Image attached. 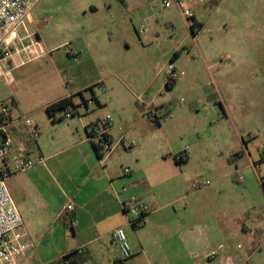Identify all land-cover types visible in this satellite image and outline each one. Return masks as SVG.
Masks as SVG:
<instances>
[{"label": "crops", "instance_id": "obj_1", "mask_svg": "<svg viewBox=\"0 0 264 264\" xmlns=\"http://www.w3.org/2000/svg\"><path fill=\"white\" fill-rule=\"evenodd\" d=\"M69 1L71 15L78 21L94 19L101 7L107 5L106 0ZM121 1L123 7L130 9L127 0ZM182 1L194 13V22L201 25L200 30L195 29V35L191 23L185 20L189 34L195 40L205 22L212 18L210 9L218 5L217 0ZM111 7L109 4V9ZM132 18L133 15L129 19L132 21ZM30 21L36 25L33 12ZM19 30L20 39L30 37L15 41L12 70L30 63L33 52L24 49L32 41L39 42L44 51L32 62L46 58L53 62L54 52L67 46V55L74 62L89 57L91 65L100 72L91 84L81 83L76 78L67 85L60 79L61 87L49 96L43 107L45 111L49 105L64 98H71L75 104L87 100V90L94 84L103 82L107 87L108 81L110 88L114 86L111 80L116 75L102 76L101 71L108 61L118 60L121 53L104 46V43L100 47L95 40H87L91 35H86L87 38L81 36L77 25L73 30L74 34H80L79 38H69L54 46H43L41 38L36 35L35 39L32 33L21 36ZM77 40L82 43L78 44ZM178 55L177 48L169 59H176ZM166 65L158 63L155 68L148 62V67L155 73L144 89L149 101L141 113H148L158 125L161 118L166 122L173 120L176 112L169 111L166 117L165 102L155 106L160 100L159 95L166 96L163 86L173 97L179 88L188 84L189 88L192 87L191 82L181 80L168 88ZM211 67L218 68L216 64ZM55 70L58 71L56 66ZM71 71L77 73V70ZM158 80L161 86L155 91ZM228 86L229 81L215 79L213 87L208 89L209 101L204 104L207 111L214 113L220 106L225 115L223 119H230L233 124L226 102ZM91 94L97 112L102 113V106L105 111L111 109L108 95L98 98L94 92ZM94 110L95 107H91L83 115L84 119L66 124L65 131H38L39 137L35 140L16 124L8 127L7 135L13 141L8 161L19 153L21 145L30 157L45 159L44 163L7 180L26 231L50 229L53 239L56 234L61 235L60 241H55L58 250H50L48 246L41 248L45 264L74 251L89 254L86 264H264V148L250 144L255 136H250L246 142L235 128L233 144L210 145L202 139L203 131H184L188 133L189 144L178 146L174 139L176 133L172 131H136L137 128L132 127L127 131H116L124 121L116 116L118 110H111L115 116H111L109 133L116 147L109 156L101 159L96 146L87 138L88 126L101 117H97ZM63 121L52 124H62ZM177 155L183 156L182 164L174 160ZM125 168L131 170L130 174L124 172ZM195 179H209L211 185L194 190L191 184ZM133 196L148 206L144 224L138 229L128 224L123 210V204ZM69 198H73L76 206L73 226L56 221ZM119 227L124 228L133 253L127 260L123 259L112 236ZM213 251H217L215 256H211ZM32 255L34 252L30 251L20 264L32 259Z\"/></svg>", "mask_w": 264, "mask_h": 264}, {"label": "rangeland", "instance_id": "obj_2", "mask_svg": "<svg viewBox=\"0 0 264 264\" xmlns=\"http://www.w3.org/2000/svg\"><path fill=\"white\" fill-rule=\"evenodd\" d=\"M127 1L130 9L123 7L121 0H106L107 5L101 7L94 19L78 21L71 15L69 0H38L33 11L36 25L28 21L26 29L21 28L19 32L21 36L32 33L35 39L38 35L43 46H54L69 38H79L80 34H74L73 30L77 25L81 36L91 35L87 40H95L100 47L104 43L121 53L118 60L108 61L101 71L102 76L116 75L111 80L114 86L110 88L107 81L108 89L101 92L94 84L86 93L88 101L93 100L92 92L98 98L110 97L109 111L102 106V113L97 112L95 102L91 107H95L93 113L97 112V117L101 116L97 121L104 120L109 113L115 116L111 110H118L116 116L124 122L116 131H127L131 127L137 128L136 131H172L176 133L175 143L185 146L189 143L188 133L184 131H203L205 143L225 145L236 140L233 132L236 128L246 142L250 136H255L250 144L264 148V0H231L230 3L217 0L218 5L210 9L212 18L205 22L195 40L176 6L165 8L162 0ZM44 19L47 22H43ZM77 43L81 44L82 40ZM177 48L179 55L170 60L169 55ZM58 49L53 62L49 58L30 61L0 76V125L11 119L17 121L16 127L27 131L23 119L27 117L39 131H65L66 124L79 121L75 117L53 125L43 107L49 96L59 91L60 79L67 85L76 78L81 83L91 84L100 72L91 65L89 57L74 62L67 55V46ZM58 55L60 60L57 61ZM148 62L155 68L158 63L163 66L173 62L185 73L182 80L191 82L192 86L179 88L174 97L163 86L166 96L159 95L155 106L162 102L166 110L178 103L180 106L172 109L176 111L173 120L166 122L161 118L160 125L148 113H141L149 101L144 89L155 73ZM215 64L218 70L211 67ZM210 73L214 80L229 81L226 102L233 124L230 119H223L225 115L220 106L217 113L205 109L208 89L214 84ZM160 86L158 80L154 90ZM169 98L174 99L169 101ZM4 114L7 117L1 122ZM49 230L27 231L34 245L31 250L34 255L25 264H45L40 251L45 249L43 246L58 250L55 241H60L61 235L56 234L53 239Z\"/></svg>", "mask_w": 264, "mask_h": 264}, {"label": "built area", "instance_id": "obj_3", "mask_svg": "<svg viewBox=\"0 0 264 264\" xmlns=\"http://www.w3.org/2000/svg\"><path fill=\"white\" fill-rule=\"evenodd\" d=\"M37 2L38 0H0V76H4L12 71L11 63L14 55L12 47L15 41H22L30 37V35H27L25 38L20 39L18 30L20 28L26 29V23L30 21ZM162 3L165 8L176 6L182 17L191 23V25L193 24L194 13L185 5L184 1L162 0ZM43 22H47V19H44ZM140 33L143 32L140 31ZM27 50L33 52L30 61L39 58L44 53L40 48L39 42L31 41L29 46L24 49L25 52ZM166 71L168 73V82L170 83L181 81L185 75L183 71L178 70L173 62L166 65ZM95 86L101 92L106 90L103 82ZM92 102L94 103V100H82L77 104L73 103V106L64 110L61 117L66 120L75 117L82 120L83 115L91 108ZM179 106L180 103L173 105L170 110L165 112V116L167 117L169 111ZM5 117L7 116L4 114L1 122L4 121ZM23 119L25 120V127L29 133V137L34 140L37 139L39 137V130L36 125L27 117H23ZM111 122V115H107L104 120L97 121L88 126V141L96 146L101 159L109 156L116 147L109 133L112 127ZM15 123H17V121L10 119L9 122L0 125V264H20L26 255L34 248L33 243L28 240V233L24 227L22 216L7 186V180L16 174L29 171L45 162L42 156L32 158L27 155L23 145L19 147V153L8 161L13 150V141L7 135V131L8 127ZM174 160L176 163L182 164L183 156H174ZM124 172L130 174L131 170L125 168ZM241 180H243V178H241ZM210 185V180L195 179L191 187L194 190H200ZM75 208L76 206L73 198H69L57 214L56 221L73 226L76 223ZM123 210L127 217L128 224L131 227L133 225L142 226L148 206L142 200L133 196L123 204ZM112 236L123 259H130L133 253L124 228L119 227L115 229ZM216 254L217 251H213L211 256H215Z\"/></svg>", "mask_w": 264, "mask_h": 264}, {"label": "trees", "instance_id": "obj_4", "mask_svg": "<svg viewBox=\"0 0 264 264\" xmlns=\"http://www.w3.org/2000/svg\"><path fill=\"white\" fill-rule=\"evenodd\" d=\"M200 28L201 25L196 22H193V24L191 25V30L195 35H196L195 29H200ZM172 85L173 83L170 82L167 83L168 88H171ZM71 106H73V102L71 101V98H64L49 105L46 108V113L48 114L52 122L56 123L64 120L61 117V114L64 112V110L68 109ZM139 227L140 226H136V225L132 226L133 229H138ZM88 259H89V254L87 252L74 251L62 256L57 261H54L50 264H85L88 261Z\"/></svg>", "mask_w": 264, "mask_h": 264}]
</instances>
